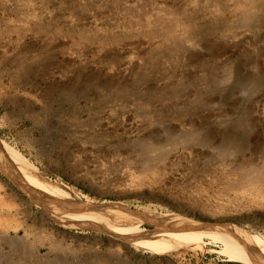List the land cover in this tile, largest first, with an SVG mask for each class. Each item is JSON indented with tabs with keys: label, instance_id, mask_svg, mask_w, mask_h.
I'll list each match as a JSON object with an SVG mask.
<instances>
[{
	"label": "rangeland",
	"instance_id": "obj_1",
	"mask_svg": "<svg viewBox=\"0 0 264 264\" xmlns=\"http://www.w3.org/2000/svg\"><path fill=\"white\" fill-rule=\"evenodd\" d=\"M196 133L245 149L264 174V0H0L5 145L75 188L91 210L123 205L264 238V193L235 186L236 164L218 167V153L184 148ZM145 139L173 150L141 175L117 151ZM18 183L0 169V264L25 230L60 240L63 264H252L208 238L203 247L156 252L105 229L65 228ZM32 251L29 264L54 259L48 246Z\"/></svg>",
	"mask_w": 264,
	"mask_h": 264
},
{
	"label": "bare ground",
	"instance_id": "obj_2",
	"mask_svg": "<svg viewBox=\"0 0 264 264\" xmlns=\"http://www.w3.org/2000/svg\"><path fill=\"white\" fill-rule=\"evenodd\" d=\"M245 24L246 25L249 24L248 20L245 21ZM176 45H177V42H176ZM175 48H177V46ZM172 56H174V55H172ZM16 62L18 63V66H21L24 64L23 60H18ZM158 96H160V95L158 94ZM180 111H182V110H180ZM185 116H187V115H185ZM179 117H180V115H179ZM181 117H183V116H181ZM87 123H89V122H87ZM197 133L200 134V132H197ZM197 133L192 134L193 136L191 135L190 138L188 137L190 140H188V141L185 140V142H183V143H187V145L185 144L184 148H186L188 146L190 147L192 145V143H196L195 145L199 146L200 147L199 149H201V147H202V149H204V150H207L210 152L212 151L211 152L212 154H213V152H215V154L218 153L219 154V156H218L219 160H218V163L216 164V165H218V167L224 166V168H227L226 166L229 165L230 163L236 164L235 167L232 166L233 168L230 171L233 173V176L235 173L239 178V180L237 181L238 183L236 182L237 185H235V186H238V187L242 186L243 188H248V189L253 188L255 190H260L264 193V187H263L264 185L262 187L260 186V181L264 183V174L261 171H259V169H261L262 167L256 166V163H257L256 158L257 157H255L253 159V160H255L253 162L252 157H251V159L247 158L246 154H244L245 149L240 148L239 145H238L239 148L242 149V152H244V153H242L241 150L237 149L238 148L237 146H236L237 148H233L234 146L230 147V148H228V147L225 148L227 145L223 146V144H219V143H218L219 145H217L215 143L213 145V143H212L213 139H211V141H210L208 139V135H207V137H205V135H203L204 137H202V136L200 137ZM104 137H106V136L103 135V138ZM225 137L228 138L227 136H225ZM98 138L102 139V136L98 137ZM147 138H149V137H147ZM211 138H212V136H211ZM85 139H86V137H85ZM99 139L95 138V139L87 140V141L89 143H92V144H97V143H99ZM101 139H100V141H102V143H103L105 140L103 141ZM151 139H152V137H151ZM225 140H227V139H225ZM228 140H229V138H228ZM228 140L224 144H228L230 142V141L228 142ZM106 141H107V139H106ZM156 141L157 140H155L154 142H156ZM108 142L109 141H107V144H108ZM159 143L160 142L151 143L150 140L145 139V140H143V142L141 144H139L140 146L138 145L139 147L132 149V150H128V151L126 150L125 151L124 146H122V145L118 146V149L121 151H119L117 149L118 150L117 152H119V154L121 153V154L127 155L126 160L125 159L124 160L126 162H128V164H131L133 162L134 164H136V167L138 165L139 169H136V170H138V171H136L137 174H138V172L140 174L141 173L150 174L154 170L153 165L155 162L157 164L166 162L169 159V156H172L171 152L173 149L169 150V148L164 147L163 145H161V143L160 144ZM117 144H119V143H116V145ZM127 145H130V144L128 143ZM127 145H126V147H127ZM233 145H235V144H233ZM98 146H100V144H98ZM194 146H192V147H194ZM129 148L131 149L130 146H129ZM174 148H176V147H174ZM202 149L199 151H204ZM199 151H196V153ZM202 153L204 154V152H202ZM203 154H201V155L203 156ZM206 155H208V154H206ZM116 157L118 158V156H116ZM120 157H122V156H120ZM123 158H125V157L123 156ZM171 161L172 160H170V162ZM205 161H206V159H205ZM169 163H168V166H171L172 163L171 164H169ZM166 165H167V163H165V166ZM127 166L129 167V165H127ZM214 167H216V166H214ZM0 169L2 171H6L11 177H13L17 182H19L18 184H20L21 186H25L26 189L31 190L36 196L35 199L43 201L44 206L47 207L46 210L49 212L51 217L59 225L65 227V228L68 227V228H81V229H83V228L97 227L100 229H105V230H108V231L112 232L113 234H115L119 237L130 238L134 242H138L141 245H146L151 250L156 251V252H167L170 250L180 249V248L203 247L204 246L203 240L205 238H208L210 240L219 242L223 247H225L228 250V252H230L232 254V258H234L235 260L245 259V260H249L252 264H256L257 262L259 264L260 263L264 264V238L260 235H257L255 233H250V232H248L242 228H239L237 226H234V225L222 226L221 228H219L218 230L215 231V230L210 229V227L207 228V226L201 225L198 222H195V221H192L190 219L183 218V217H179V216H164L163 217V216L153 215V214H150L147 212L146 213H138V212H135V211L129 209L126 206H123V205H109L100 211L91 210L86 206V203H83L82 200H80L79 193L75 188L69 186L68 184H66L62 181L54 182V181L50 180L45 174H43L41 171H39L37 168H35L32 164H30L21 155L15 153L12 149H10L7 145H5V143L2 142L1 140H0ZM208 169H210V168H208ZM217 170L221 171L219 169H217ZM218 171H215V172L213 171L216 174L215 176H217V175L219 176V174H217ZM73 173L75 175V172H73ZM207 173H210V172H207ZM221 174H223V173H221ZM151 175H153V174H151ZM228 175H225V176H228ZM222 176L223 175H221L219 177H222ZM146 177L144 176V178H146ZM214 178H216V177H214ZM217 179L221 180L223 178L220 179L217 177L216 181H217ZM229 179H231V178H229ZM223 183H224V180H223ZM228 186H229L228 189H230V190L233 189L232 185H228ZM234 190H235V188H234ZM43 203L41 202V205H43ZM46 220L47 219H45L44 221H46ZM143 225H153V226H155V229L148 230V229L142 228ZM3 227H4V225H3ZM11 228L12 227H10L9 230ZM19 228L20 227L16 226L15 229H19ZM5 230H6V228H5ZM7 231H8V229H7ZM25 232H26V239L24 240L25 242L22 245H17V243L15 244L13 242L8 243L11 246V250H12V248H13V250H12V253L10 254L11 259H9V261H7L6 264H21L22 262H23V264H29V263H31L32 255L34 254V252L32 251V247L37 248V250L40 253L41 248H44L47 246L49 249L48 255L49 256L54 255V259L50 262H47V263L46 262L45 263L38 262V264H63L62 260H61L60 252L61 251L63 252L64 250H63L62 242L60 240H56V241L52 240V238L51 237L49 238V236H48V238H43L42 236L39 235V233H35L32 236V234L29 233L27 230H25ZM0 240H2V239H0ZM0 260H2V259H0ZM3 263H4V261H3ZM80 264H92V262H90L86 259H83V260L81 259ZM101 264H103V263H101Z\"/></svg>",
	"mask_w": 264,
	"mask_h": 264
}]
</instances>
